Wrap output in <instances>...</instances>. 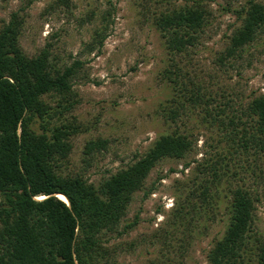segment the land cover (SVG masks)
<instances>
[{
  "label": "trees",
  "instance_id": "16d2710c",
  "mask_svg": "<svg viewBox=\"0 0 264 264\" xmlns=\"http://www.w3.org/2000/svg\"><path fill=\"white\" fill-rule=\"evenodd\" d=\"M70 7V0H56ZM226 7L240 20L220 56H239L264 35V0H246L239 7ZM18 9L0 29V264H107V233L117 231L135 192L144 187L150 171L163 159H182L194 148L195 139L177 127L159 135L147 151L126 167L103 179L98 186L82 175L64 174L73 123L53 124V118L70 111L73 81L85 52H97L114 23L115 8L109 0L105 9L90 11L95 18L90 39L78 56L59 64L52 43L28 55L20 44L24 14ZM212 13L202 1L167 9L153 16V24L168 55L195 47L210 25ZM173 60V59H171ZM171 96L160 105L166 122L177 124L199 109L201 122L216 125L219 133L238 142L251 155L264 152V95L251 98L243 114L249 121L229 118L200 91L189 87L175 60L162 72ZM47 97H56L51 105ZM38 122V129L34 127ZM241 126V127H240ZM106 147L105 139H91L84 154ZM215 163L196 161L192 184L177 200L174 218L184 228L199 222L208 229L224 224L222 235L207 253L209 264H264V233L256 222L258 192L243 185L220 189ZM191 167L190 162L184 164ZM64 195L68 204L59 197ZM223 203L220 207V203ZM133 223H130L131 226Z\"/></svg>",
  "mask_w": 264,
  "mask_h": 264
},
{
  "label": "rangeland",
  "instance_id": "374dc122",
  "mask_svg": "<svg viewBox=\"0 0 264 264\" xmlns=\"http://www.w3.org/2000/svg\"><path fill=\"white\" fill-rule=\"evenodd\" d=\"M109 1L115 8L114 23L99 52L80 56L85 63L73 81L76 103L51 121V125L73 123L79 130L71 137L68 161L60 169L98 186L144 154L159 135L176 127L191 133L194 148L185 158L163 159L150 171L117 231L107 233L104 245L107 264H209L207 253L224 229L221 218L208 229L201 226L208 221L187 229L174 218L177 200L192 184L196 161L215 163L220 181L213 187L226 190L243 185L258 192L256 222L264 233V152L251 155V148L233 143L216 125L202 123L199 109L177 124L166 122L160 105L171 91L162 72L175 60L189 87L200 88L229 118L249 121L243 114L248 102L264 95V35L239 56L220 60L229 36L240 24L226 7H239L246 0ZM193 1H202L211 11L210 25L195 47L168 55L153 16ZM58 3L0 0V29L13 11L23 9L20 44L24 52L34 55L52 43L59 64L70 63V55H79L97 23L95 18L87 21L86 15L105 9L107 0H70L68 8ZM47 101L56 105L58 100L47 97ZM34 127L38 129V122ZM98 138L106 140V147L85 155L87 141ZM186 162L190 168L185 169Z\"/></svg>",
  "mask_w": 264,
  "mask_h": 264
},
{
  "label": "bare ground",
  "instance_id": "6f19581e",
  "mask_svg": "<svg viewBox=\"0 0 264 264\" xmlns=\"http://www.w3.org/2000/svg\"><path fill=\"white\" fill-rule=\"evenodd\" d=\"M59 198L62 199V200H66L63 195H59Z\"/></svg>",
  "mask_w": 264,
  "mask_h": 264
},
{
  "label": "water",
  "instance_id": "95a60500",
  "mask_svg": "<svg viewBox=\"0 0 264 264\" xmlns=\"http://www.w3.org/2000/svg\"><path fill=\"white\" fill-rule=\"evenodd\" d=\"M62 195V194H61ZM64 196V195H63ZM65 197V196H64ZM59 198V197H58ZM66 199V198H65ZM65 202H66V204H68V201H67V199L66 200H64Z\"/></svg>",
  "mask_w": 264,
  "mask_h": 264
}]
</instances>
